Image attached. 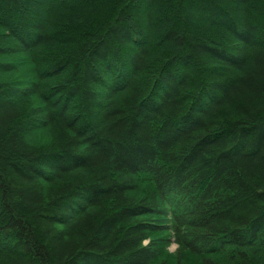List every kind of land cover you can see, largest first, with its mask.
<instances>
[{"label": "trees", "instance_id": "trees-1", "mask_svg": "<svg viewBox=\"0 0 264 264\" xmlns=\"http://www.w3.org/2000/svg\"><path fill=\"white\" fill-rule=\"evenodd\" d=\"M0 264H264V0H0Z\"/></svg>", "mask_w": 264, "mask_h": 264}, {"label": "rangeland", "instance_id": "rangeland-1", "mask_svg": "<svg viewBox=\"0 0 264 264\" xmlns=\"http://www.w3.org/2000/svg\"><path fill=\"white\" fill-rule=\"evenodd\" d=\"M178 246L176 243H173L172 246L168 249V252H171L174 254V252L177 250Z\"/></svg>", "mask_w": 264, "mask_h": 264}, {"label": "bare ground", "instance_id": "bare-ground-1", "mask_svg": "<svg viewBox=\"0 0 264 264\" xmlns=\"http://www.w3.org/2000/svg\"><path fill=\"white\" fill-rule=\"evenodd\" d=\"M173 243H176L177 246H178V243L174 240V237L172 238V242H171V244L168 246V249L172 246Z\"/></svg>", "mask_w": 264, "mask_h": 264}]
</instances>
